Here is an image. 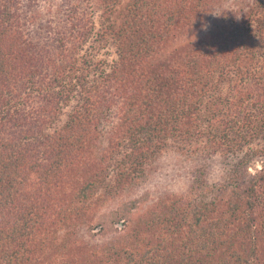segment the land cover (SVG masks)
Here are the masks:
<instances>
[{
  "label": "trees",
  "instance_id": "obj_1",
  "mask_svg": "<svg viewBox=\"0 0 264 264\" xmlns=\"http://www.w3.org/2000/svg\"><path fill=\"white\" fill-rule=\"evenodd\" d=\"M117 1L105 0L108 6ZM130 3L129 15L122 31L115 33L117 37L106 39L102 35L101 41L116 45V60L91 66V58L78 61L74 56V49L79 52L83 46L81 37L87 35L79 29L81 21L71 24L68 34L56 32L49 43L47 37L25 25L18 0H0V264H141L133 261L138 259L137 247L129 241L123 255L130 259L125 262L121 256L101 253L82 242L70 222L72 207L62 205L57 214L51 203L61 204L59 199H65L66 190H72V171L77 169L81 175L83 165L91 173L80 177H92L85 185L87 189L99 179L102 166L94 155L93 143L103 132L108 134L110 146L125 145L128 139L139 161L170 135L191 141L188 135L196 128L193 117L198 121L196 126L207 119L214 127L209 142L215 151L242 156L231 168L225 190L218 191L211 201L198 204V196L190 200L182 195L179 201L174 200L176 210L155 208L152 221L160 224L158 237H162L157 245L169 241L176 245L170 249L151 247L142 256L148 258L146 264H255L260 256L264 259V148L253 155L245 151L251 143L264 140V93L255 104H246L248 112L254 114L247 115L245 110L236 113L231 108L235 101L230 98L224 106L217 101L218 107L214 104L211 108L208 103L203 108L199 101L213 93L212 86L199 82L204 76L211 82L212 72L206 64L187 68L172 57L171 68L162 72L163 68L154 63L159 39L171 35L172 25L191 21L192 10L208 8L210 0ZM142 8L149 12L140 14ZM29 10L27 5L25 12ZM248 38L251 43L255 41ZM217 42H196L195 55L209 59L219 56L222 46L212 47ZM199 44L208 46L207 54L199 50ZM246 52L241 50V57L251 56L261 62L262 51ZM255 65H247L240 58L241 73L236 79L230 76L237 82L232 89L244 86L249 93L248 87L259 75ZM100 67L105 69L101 76L91 74ZM198 90L202 95L197 98L198 93H193ZM70 98L77 99V109L61 125L56 118ZM38 99L40 102L33 105ZM116 149L107 154L113 155ZM202 155L207 160L201 169L207 171L211 167L208 156L213 154ZM258 160L261 168L249 172ZM200 181L196 186L199 190L206 187V180ZM214 189L212 186L210 191ZM51 216L57 221L62 217L64 242L57 241L55 235L60 232L51 225Z\"/></svg>",
  "mask_w": 264,
  "mask_h": 264
},
{
  "label": "rangeland",
  "instance_id": "obj_2",
  "mask_svg": "<svg viewBox=\"0 0 264 264\" xmlns=\"http://www.w3.org/2000/svg\"><path fill=\"white\" fill-rule=\"evenodd\" d=\"M210 2L208 8L201 6L192 10L191 21L185 20L172 25L171 35L159 39L156 43L153 61L163 68L162 72L169 71L172 57L174 62L182 61L180 65H185L187 68H191L193 64L197 66L206 64L207 69L212 72L211 82H208L206 76L199 82L212 86L213 93L206 95L202 102L199 101L203 103L201 106L204 108L205 104L210 103L212 108L214 104L217 106V101L224 106L226 98H230L235 101L231 106L232 110L236 113L245 110L244 113L249 115L253 112H248L246 104H255L264 93V39L260 38L264 36V0H210ZM129 3L130 0H118L116 4L108 6L105 0H18L22 17L27 20L25 25L31 31H37L41 37H47L49 43L53 41L56 32L62 31L68 34L66 31L69 30L70 25H79L81 21L79 29L87 35L81 37L83 46L81 45L79 52L74 49V56L78 61L85 57L91 58V66L102 61H104L102 65L107 61L113 64L112 61L116 60V45L101 41L102 35L106 39L109 36L117 37L115 33L122 31L129 15L127 7L129 9L132 6ZM27 5L30 6V10L26 13ZM146 11L149 12L148 8L139 9L140 14ZM107 31L111 34L108 35ZM248 37L255 41L251 43ZM213 39L218 42L212 47L222 46L220 51L222 54L213 59L207 58L206 55H195L198 53L194 48L196 42H211ZM199 45L201 47L199 50L207 54L208 46ZM48 46L52 45L48 44ZM241 50L244 53H247L246 51L251 53L252 50L262 51L261 62H256V58L252 59L251 56L241 57ZM235 57L237 61L232 63L231 60ZM240 58L247 65L256 63L255 68L258 70L259 75L252 86L245 81V86H249V93L245 91L244 86L236 89L231 87L237 83L231 77L236 79L241 73L238 71ZM104 70L103 67L93 69L91 74L97 77ZM193 94L195 96L197 94L198 98L202 95V91ZM38 102L39 99L33 105ZM66 104L62 106L60 116L56 118L61 125L70 118L71 112L76 111L78 101L76 98H70ZM201 112H204V109ZM192 121L196 128L194 134L188 135L191 136V141L170 135L139 161L128 139L125 145L110 146L108 134L103 132L101 137H98L100 140L93 143L94 155L102 166L98 173L99 179L87 189L85 185L92 177L80 176L91 173L87 171L88 168L83 165V171L80 169L81 175H78L77 169L72 171L74 179L69 178L72 190L64 188L66 196L65 199H59L61 201L59 206L51 203L54 211L59 214L62 205L72 207L70 222L79 239L101 253L111 252L121 256L122 262L130 259L126 254L123 255L128 241L137 247L135 258L138 259L133 261L141 264L147 263L148 258L142 255L148 248L162 249L164 246L169 249L174 248L176 244H172L171 241L166 242L165 245L161 243L160 247L157 245L162 237H158L160 224L152 221L154 209L160 206L167 212L170 208L176 210L175 202L179 201L182 195L190 200L198 196L196 199L198 204L211 201L218 191L225 190V182L231 179V168L235 167L242 156L241 153L235 155L229 152L230 155H226L222 151H215V147L209 142V135L214 133V127L207 119H201L198 126L195 117ZM184 129L187 131L189 125ZM113 147L117 148L113 155L107 154ZM260 148H264L263 139L251 143L245 151L253 155ZM205 152L213 154L211 158L208 156L211 167L207 171L201 169L203 162L207 160V157L202 155ZM258 161L249 168V172L254 173L261 168L262 162ZM119 173L121 176H118ZM244 175L243 172L242 176ZM202 178L206 180V187L199 190L196 186L199 185L200 180H204ZM212 186L215 189L210 191ZM57 190L59 191L60 188ZM229 194L230 192H227L226 196ZM50 219L51 225L56 228L55 232H60L59 235H55L57 241L64 242L62 228L65 224L62 222V217L59 221L54 216ZM259 252L262 253V250ZM255 264H264L263 256H260Z\"/></svg>",
  "mask_w": 264,
  "mask_h": 264
}]
</instances>
